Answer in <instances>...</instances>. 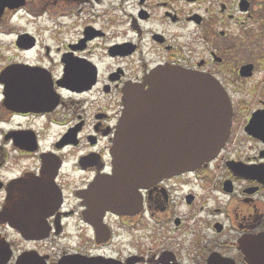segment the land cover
<instances>
[{"label":"flooded vegetation","instance_id":"af4514ba","mask_svg":"<svg viewBox=\"0 0 264 264\" xmlns=\"http://www.w3.org/2000/svg\"><path fill=\"white\" fill-rule=\"evenodd\" d=\"M31 3L0 0V264H264L253 0H62L52 42L15 31ZM161 67L220 83L228 136L195 169L120 199L103 179L123 93Z\"/></svg>","mask_w":264,"mask_h":264},{"label":"water","instance_id":"95a60500","mask_svg":"<svg viewBox=\"0 0 264 264\" xmlns=\"http://www.w3.org/2000/svg\"><path fill=\"white\" fill-rule=\"evenodd\" d=\"M122 106L108 181V192L120 199L139 187L195 169L213 158L228 136L229 99L210 75L158 68L143 84L125 88Z\"/></svg>","mask_w":264,"mask_h":264},{"label":"rangeland","instance_id":"374dc122","mask_svg":"<svg viewBox=\"0 0 264 264\" xmlns=\"http://www.w3.org/2000/svg\"><path fill=\"white\" fill-rule=\"evenodd\" d=\"M29 1L30 5L33 6L31 0ZM43 1L45 0H34V8L32 10H30L28 7H25L18 12L14 20L18 21L17 25H21L23 27L17 26L15 31L22 28H25L28 31L38 30L40 31V35L43 36L47 42H52L53 40L48 39V37L50 36L51 38V35L54 34V31L60 27L61 24L59 21L67 18L60 16L61 12L56 7L58 2L62 0H49L50 2L46 6L42 5ZM253 4V13L256 14L258 21V23H256V28L257 31L261 33L264 31V0H253ZM15 22L12 20L5 25L2 34L3 36L12 35L14 26L13 23L15 24ZM41 28H44L43 32ZM261 41V44L264 45V40ZM54 49L56 50L57 47H54Z\"/></svg>","mask_w":264,"mask_h":264}]
</instances>
